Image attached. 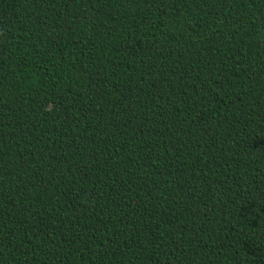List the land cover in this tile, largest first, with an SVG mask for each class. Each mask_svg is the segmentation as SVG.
<instances>
[{"label": "trees", "instance_id": "16d2710c", "mask_svg": "<svg viewBox=\"0 0 264 264\" xmlns=\"http://www.w3.org/2000/svg\"><path fill=\"white\" fill-rule=\"evenodd\" d=\"M0 264H264V0H0Z\"/></svg>", "mask_w": 264, "mask_h": 264}]
</instances>
